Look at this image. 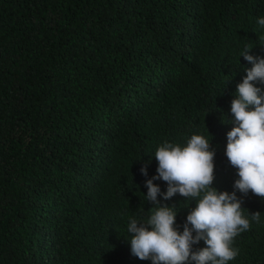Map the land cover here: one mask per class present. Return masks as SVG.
Wrapping results in <instances>:
<instances>
[{"label": "trees", "instance_id": "obj_1", "mask_svg": "<svg viewBox=\"0 0 264 264\" xmlns=\"http://www.w3.org/2000/svg\"><path fill=\"white\" fill-rule=\"evenodd\" d=\"M261 17L264 0H0V264H151L127 225L154 207L165 141L205 136L232 193L231 102L244 48L264 58ZM236 194L261 222L229 264H264V199ZM157 199L182 232L196 201Z\"/></svg>", "mask_w": 264, "mask_h": 264}, {"label": "clouds", "instance_id": "obj_2", "mask_svg": "<svg viewBox=\"0 0 264 264\" xmlns=\"http://www.w3.org/2000/svg\"><path fill=\"white\" fill-rule=\"evenodd\" d=\"M264 28V17L257 20ZM246 46L240 56L252 64L245 69L246 76L237 85L231 102L233 125L227 133L225 155L237 169L234 191L218 192L214 188V157L210 142L203 135H192L185 145L165 141L155 151L158 162L156 175L147 179L146 199L154 207L146 219L130 218L127 231L131 235V254L151 264H229L239 255L235 238L249 230L253 222H261V213L245 215L237 191L264 199V58L254 57ZM141 173L148 175L147 168ZM162 180L167 190L153 181ZM180 194L187 201H196L183 224L176 227L177 209L161 206L164 200ZM195 233V235H193ZM203 240L206 247L193 250Z\"/></svg>", "mask_w": 264, "mask_h": 264}]
</instances>
